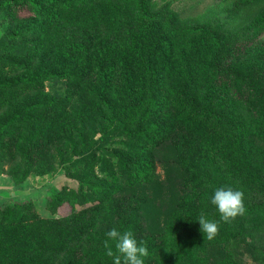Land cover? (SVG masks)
<instances>
[{
    "label": "trees",
    "instance_id": "obj_1",
    "mask_svg": "<svg viewBox=\"0 0 264 264\" xmlns=\"http://www.w3.org/2000/svg\"><path fill=\"white\" fill-rule=\"evenodd\" d=\"M154 1L0 0V163L77 182L49 197L65 215L0 202V264H113L112 228L144 264H264V0H236L232 27ZM220 187L244 193L230 223Z\"/></svg>",
    "mask_w": 264,
    "mask_h": 264
},
{
    "label": "rangeland",
    "instance_id": "obj_2",
    "mask_svg": "<svg viewBox=\"0 0 264 264\" xmlns=\"http://www.w3.org/2000/svg\"><path fill=\"white\" fill-rule=\"evenodd\" d=\"M170 2V6L182 19H189L190 22L196 23L199 26L206 24H217L219 22H230L233 26L234 19L232 10L235 7L236 0H156L154 8L157 9L164 3ZM216 11L219 14H216ZM216 20H219L218 22ZM215 21L217 23H215ZM115 22V21H114ZM111 18L105 20L104 23L108 26L114 23ZM5 23V16L0 17V24ZM103 23V24H104ZM0 25V33L2 27ZM230 28V27H226ZM44 90H49V86L45 83ZM28 128V127H27ZM9 162L0 163V202L7 200H31L36 209V213L41 218L68 214L72 206L64 202L57 209L58 214H52L49 210V197L58 192L62 187L75 188L77 182L65 176L61 172L52 174L48 173H29L23 182L14 184V179L9 174ZM159 179L164 178V172L160 165L157 167ZM75 211H79L81 207L74 204Z\"/></svg>",
    "mask_w": 264,
    "mask_h": 264
},
{
    "label": "clouds",
    "instance_id": "obj_3",
    "mask_svg": "<svg viewBox=\"0 0 264 264\" xmlns=\"http://www.w3.org/2000/svg\"><path fill=\"white\" fill-rule=\"evenodd\" d=\"M210 203L216 207L220 220L224 223H230L237 216H243L246 212L244 193L240 190L217 188L210 198ZM198 222L200 231L206 235L207 239L211 240L218 234L219 225L216 221H210L201 215ZM106 236L105 254L113 258V264H144V258L149 255L147 246L144 241H140L138 244L131 231L121 233L116 228H112L106 233ZM109 241L115 242V251Z\"/></svg>",
    "mask_w": 264,
    "mask_h": 264
}]
</instances>
